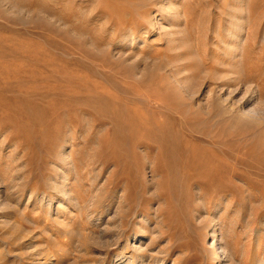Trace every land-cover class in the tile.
I'll list each match as a JSON object with an SVG mask.
<instances>
[{"label": "rangeland", "instance_id": "374dc122", "mask_svg": "<svg viewBox=\"0 0 264 264\" xmlns=\"http://www.w3.org/2000/svg\"><path fill=\"white\" fill-rule=\"evenodd\" d=\"M0 264H264V0H0Z\"/></svg>", "mask_w": 264, "mask_h": 264}]
</instances>
